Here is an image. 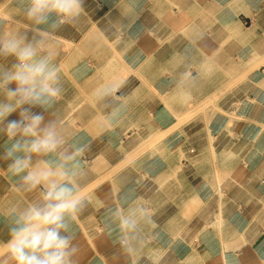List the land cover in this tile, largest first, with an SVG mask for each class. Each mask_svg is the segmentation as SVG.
I'll return each mask as SVG.
<instances>
[{
  "label": "crops",
  "instance_id": "0c3cea01",
  "mask_svg": "<svg viewBox=\"0 0 264 264\" xmlns=\"http://www.w3.org/2000/svg\"><path fill=\"white\" fill-rule=\"evenodd\" d=\"M31 3L0 0V37L49 55L59 95L0 123V264L53 183L81 199L59 230L71 264H264V0H82L42 24ZM25 109L54 151L8 155L35 139L7 134Z\"/></svg>",
  "mask_w": 264,
  "mask_h": 264
},
{
  "label": "clouds",
  "instance_id": "9594fccd",
  "mask_svg": "<svg viewBox=\"0 0 264 264\" xmlns=\"http://www.w3.org/2000/svg\"><path fill=\"white\" fill-rule=\"evenodd\" d=\"M82 0H32L26 10L27 17L36 24L46 23L50 14L57 17L74 18L82 11ZM64 22L63 19L60 21ZM56 27L54 21L51 25ZM0 54L13 55L17 63L12 70L0 71V93L8 102H0V123L23 105L46 106L59 95L57 70L49 55H41L38 47L26 44L23 37H0ZM15 84L12 89L9 85ZM19 121H10L6 125L7 134L15 137L18 133L35 137L31 142L17 140L8 148V155L16 152L41 153L54 151L58 145L57 136L51 128L41 130L42 117L29 116L27 110L20 112ZM43 131V135H40ZM28 158L16 157L10 169L15 173L23 172L29 166ZM50 174L46 171L29 172L25 177L33 185L46 180ZM46 200L55 201L45 209H31L26 219L29 223L14 229L7 249L16 259L17 264H71L72 251L70 242L60 235L65 228L64 214H74L81 199L73 195L72 189L53 183ZM35 222V223H33ZM122 227H132L128 219L121 220ZM43 226V227H42Z\"/></svg>",
  "mask_w": 264,
  "mask_h": 264
}]
</instances>
